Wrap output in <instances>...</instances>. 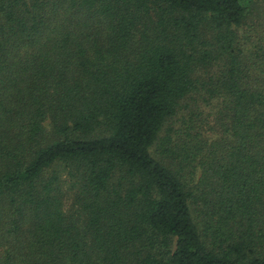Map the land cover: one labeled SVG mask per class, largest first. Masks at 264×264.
I'll return each mask as SVG.
<instances>
[{
	"label": "trees",
	"instance_id": "trees-1",
	"mask_svg": "<svg viewBox=\"0 0 264 264\" xmlns=\"http://www.w3.org/2000/svg\"><path fill=\"white\" fill-rule=\"evenodd\" d=\"M257 4L0 0V264H264Z\"/></svg>",
	"mask_w": 264,
	"mask_h": 264
},
{
	"label": "rangeland",
	"instance_id": "rangeland-1",
	"mask_svg": "<svg viewBox=\"0 0 264 264\" xmlns=\"http://www.w3.org/2000/svg\"><path fill=\"white\" fill-rule=\"evenodd\" d=\"M256 1L258 2L257 6L261 9L262 12L260 13V15H252L248 17V19H246V24L244 23V27L238 30L240 38H242V40L245 42V45L248 47L251 46L250 42L255 43V41H257L255 38L261 37L260 24L264 26L263 21H261L263 17L261 15L263 13L262 5L264 4V0ZM245 30H247L248 33L243 32ZM248 34L249 37L248 39H246ZM192 100L188 99L187 101H185V104L181 106L180 110H178L176 115L172 118V120H170L169 123H171L175 129L173 137H177L178 135L183 134L186 126L190 127L186 128V130L190 129V132L199 130L202 132L203 129H206V126L204 127L203 125L207 123V118L210 115H206L209 108L208 106L206 107V105L202 103L200 99H198L197 102H193ZM205 133L209 135V130L207 129ZM186 177L189 178V175H186ZM193 178H196L195 173L192 175V179Z\"/></svg>",
	"mask_w": 264,
	"mask_h": 264
}]
</instances>
